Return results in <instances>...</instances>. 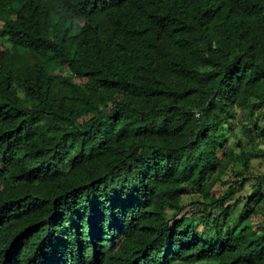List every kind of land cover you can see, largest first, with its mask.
Listing matches in <instances>:
<instances>
[{"label":"trees","instance_id":"obj_1","mask_svg":"<svg viewBox=\"0 0 264 264\" xmlns=\"http://www.w3.org/2000/svg\"><path fill=\"white\" fill-rule=\"evenodd\" d=\"M0 25V264H264V0H0Z\"/></svg>","mask_w":264,"mask_h":264},{"label":"rangeland","instance_id":"obj_2","mask_svg":"<svg viewBox=\"0 0 264 264\" xmlns=\"http://www.w3.org/2000/svg\"><path fill=\"white\" fill-rule=\"evenodd\" d=\"M0 26H2V25H0ZM252 164H253V166H254V168H255V170L257 171H262V170H264V162H261V161H258V160H255V161H253L252 162ZM191 189V188H190ZM218 189L219 188H217L216 186L214 187V191H216L217 193H218ZM198 197V194L197 193H195V192H192V193H190L189 195H187L185 198H184V203H188L190 200H192V199H195V198H197ZM210 199H213V196H211L210 197ZM238 213V212H237ZM256 219H253L251 222H252V226H253V229H252V234L250 235L251 236V238H256V236H257V234H258V229L256 228ZM232 230H234V231H238V229L237 228H234V227H232Z\"/></svg>","mask_w":264,"mask_h":264}]
</instances>
